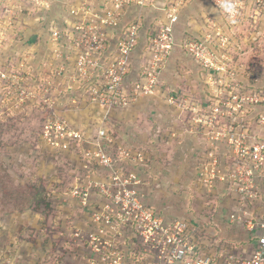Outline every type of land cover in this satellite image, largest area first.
<instances>
[{
    "label": "rangeland",
    "instance_id": "374dc122",
    "mask_svg": "<svg viewBox=\"0 0 264 264\" xmlns=\"http://www.w3.org/2000/svg\"><path fill=\"white\" fill-rule=\"evenodd\" d=\"M47 2L50 9L41 10L33 5L34 0H0V264H66L71 260L87 264L82 237L76 235L93 229L91 215L81 201L72 197L71 190L84 180L94 182L110 176L99 163L85 162L86 151L97 144H103L113 157L115 170L135 175L146 204L166 220L188 221L195 227L198 240L211 244V250L212 244H218L217 248L223 243L238 248L243 242L235 235L222 234L226 223L236 227L242 220L238 197L227 189L225 180L218 178L205 184L200 162L198 170L194 169L195 164L189 170V165L184 166L179 158L176 162L174 148L183 138L176 139V135L170 134V138L161 139L156 135L147 141L141 135L134 147L118 142L120 126L116 117L144 96L108 113L91 104L87 92L76 89L75 83L70 84L66 77L58 80L53 77L49 68L59 63L51 33L58 24L49 21L47 13L55 8V1L36 3L46 6ZM253 7L250 5V10L244 11L241 20L232 27L234 31L225 48L227 71L213 75L214 72L196 62L204 90L200 91L198 81L193 86L185 83L179 90L164 83L154 96H146L153 102L162 100L161 112L166 111L169 118H181L185 133L191 132L205 142L202 160L207 159L210 151L207 135L210 130L195 124L193 108L210 93L220 95L222 91L214 86L216 80L221 82L215 85L235 87L240 79L251 80L259 73L257 78L264 83V41H258L263 36L264 5ZM216 11L223 20L222 13ZM211 22L208 27L212 26ZM206 27L203 37L212 30ZM65 55L64 51L63 58ZM189 79L185 77L187 82ZM48 81L51 82L49 89ZM35 89L39 96L33 99L28 95ZM153 112L142 110V116L139 114L133 122L140 127L149 122L150 128L154 126L152 132L155 129L157 133V120L149 119ZM57 114L83 128L88 143L71 153L50 149L40 129L44 119ZM172 128L167 129L172 131ZM101 129L105 130V138L97 133ZM123 149L130 150L132 158L120 157ZM237 229L241 231L240 227Z\"/></svg>",
    "mask_w": 264,
    "mask_h": 264
},
{
    "label": "built area",
    "instance_id": "2783aa9c",
    "mask_svg": "<svg viewBox=\"0 0 264 264\" xmlns=\"http://www.w3.org/2000/svg\"><path fill=\"white\" fill-rule=\"evenodd\" d=\"M188 1H170L166 19L159 20L154 35L147 39L139 79L128 81L142 26L125 23V13L132 7L152 8L154 0H75L64 23L52 30L51 43L59 65L50 67V73L57 80L66 77L70 84L75 83L76 89L87 92L91 104L108 113L127 107L139 96H154L175 46L174 28ZM211 1L222 13L223 0ZM36 2L33 5L37 9L51 7L48 2L46 6ZM235 3L240 11L237 23L229 22L222 13V24L212 23L206 36L184 42L186 52L213 75L227 71L225 48L232 27L250 5L262 6L264 0ZM257 77L240 79L235 87L215 85L221 82L216 80L214 86L222 91L220 95L210 93L193 108L195 124L210 130V151L199 166L203 180L209 184L219 178L228 183L238 197L243 216L239 224L249 240L240 249L228 244L215 248L218 244H212L211 250V244L198 240L195 227L188 221H168L148 206L135 175L115 170L113 157L103 144H97L86 151L85 162L99 163L110 176L94 182L84 180L71 190L72 197L91 215L93 229L76 235L82 237L87 264H264V83ZM50 85L48 81L46 87ZM37 90L28 96L38 98ZM97 133L106 137L105 130ZM87 138L83 128L61 114L50 115L42 128V139L58 152L71 153L87 144ZM119 155L124 160L132 158L126 149Z\"/></svg>",
    "mask_w": 264,
    "mask_h": 264
},
{
    "label": "crops",
    "instance_id": "0c3cea01",
    "mask_svg": "<svg viewBox=\"0 0 264 264\" xmlns=\"http://www.w3.org/2000/svg\"><path fill=\"white\" fill-rule=\"evenodd\" d=\"M74 1L75 0H55V8L50 13H47V16L50 17L49 21H52V23L58 25L63 24L64 18L68 13L67 9ZM170 1L171 0H154V6L152 8L142 9L138 7H132L126 11L124 17L125 23L135 22L142 26L137 48L132 55V67L130 69L128 81H136L139 79L143 51L145 45L147 44V39L150 36L154 35L159 20L166 19L165 10L166 8H168ZM208 18H213L214 21L211 22V20H209ZM208 22H211V25L212 23L222 24L223 22L222 18L213 7L211 0H190L181 9L179 21L174 28L175 46L169 58V61L163 70L161 78V88H163V85L165 83L167 84V86L173 87V89L175 90H179V88L181 89V86L185 83H188L186 85L193 86L198 81V88L200 89V91L204 90L202 89L200 77L198 74L199 68L196 64V61L188 53H186L184 42L190 38H202L204 35V28L207 26L206 28L209 29ZM36 25L39 26V24ZM46 27H48V24L46 25ZM187 76L190 77V79L188 80L189 82L185 80V77ZM152 100L153 99H149L144 96L133 105L131 104V107L129 109H125V113L122 112L123 114L120 113L116 117V123L120 126L117 133V138L119 139L118 142H127L129 145L134 147L135 145H137V137L141 135L143 136L144 140L147 141H149L156 135L161 139H166L167 137L170 138V136H168L170 134L176 135V139L183 138V141L179 142V144L174 148L175 153L173 155L174 158H176V162L179 158V160H181L180 162H182L184 166L189 165V167H187L189 168V170L192 169L193 164H195L194 169L198 170L197 168L199 166V162L202 163V159H200V156L203 154L207 145H205V142L203 140H200L199 137H195V134H192L191 132L185 133V131L183 130L184 126L181 118L172 117L171 115H169L171 116L169 118L168 114H166V111L161 112L160 109H162V104H164L162 103V100L155 99V102H153L154 100ZM158 101H161V103H159ZM146 109L149 111L151 110L152 112L154 111L149 119L153 121L157 120V126L155 127L157 133L155 129L152 132V128L154 126L150 128L151 124H149V122H146V125H142L141 127L136 124V121L135 123L133 122V120L139 118V114L140 116H142V110L144 111ZM156 110H158L159 112L157 113ZM135 113H137V115H135ZM156 116H158L159 118H155ZM170 126L174 127V129L172 128V131H169L167 129ZM183 161L186 164H184ZM224 183H226L227 189L232 191L228 183L226 181ZM237 227H240L241 231H237ZM222 229V234H230L231 236L235 235L236 238H238L243 243H246L249 240V236H246V238L244 237V234L247 233L239 224V222L236 223V227H232L230 224L227 225L226 223V225L223 226ZM214 233L216 232L214 231ZM233 238L235 237H232V240H234ZM67 263L80 264V261L71 260Z\"/></svg>",
    "mask_w": 264,
    "mask_h": 264
},
{
    "label": "clouds",
    "instance_id": "9594fccd",
    "mask_svg": "<svg viewBox=\"0 0 264 264\" xmlns=\"http://www.w3.org/2000/svg\"><path fill=\"white\" fill-rule=\"evenodd\" d=\"M222 13L227 17L228 21L235 24L237 23V18L240 15L238 5L235 0H223L220 4Z\"/></svg>",
    "mask_w": 264,
    "mask_h": 264
},
{
    "label": "trees",
    "instance_id": "16d2710c",
    "mask_svg": "<svg viewBox=\"0 0 264 264\" xmlns=\"http://www.w3.org/2000/svg\"><path fill=\"white\" fill-rule=\"evenodd\" d=\"M263 36H264V35H263ZM263 36H261L262 38H259L258 41H259V40H260V41H261V40L264 41ZM256 72H258V71H256ZM258 74H259V73L255 74V75L258 76ZM46 120H47V119H44V122H43V124H42V126H41V129H40V130H41V133H42L43 125H44V123L46 122ZM242 245H243V244L240 243V245L238 246V248H240ZM235 247H236V246H235Z\"/></svg>",
    "mask_w": 264,
    "mask_h": 264
}]
</instances>
